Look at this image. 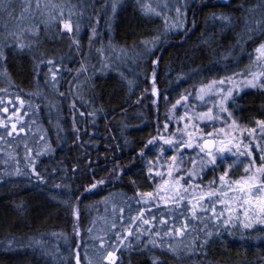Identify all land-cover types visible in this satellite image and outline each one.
<instances>
[{"label": "trees", "instance_id": "1", "mask_svg": "<svg viewBox=\"0 0 264 264\" xmlns=\"http://www.w3.org/2000/svg\"><path fill=\"white\" fill-rule=\"evenodd\" d=\"M109 2L96 1L97 9L102 6L98 30L91 37L85 27L78 51L72 52L68 39L67 45L57 51L41 50L36 46L30 51L17 50L13 46L5 49L8 60L0 73L6 75L0 74V82L1 78L5 79L10 90L31 97L32 111L35 117L41 116L45 138L50 145L46 153L40 154L31 146L36 142L31 141L26 147L23 143L27 135L19 133L12 139L16 146L14 142V148H10V153L16 152L19 174L17 170L7 174L5 163H0V229L7 226L12 230L18 225L17 233L10 232L0 239V264H38L37 259L46 264H61L60 255L65 256V264H77V260L79 264H109L97 256L95 248L101 242L106 244L112 238L115 240L114 234L108 233L106 237L97 234L110 229L113 223L121 240L125 229L131 227L135 233L116 251V264H154V260L163 261V264H264V225L255 223L252 228L244 229L236 218L242 209L233 213L231 224L224 226L221 223L224 217L217 220L213 213L198 220L189 218L191 210L187 208V228L181 239L175 233L166 235L170 227L178 224L168 222L170 219L163 214L164 210L161 216L154 201L137 202L138 193L151 192L155 196L158 188L165 196L161 187H156L158 181L152 180L147 171L148 162L159 155L163 144L159 142L149 147L145 144L163 134V125L169 115L184 102H192L191 93L199 87L264 64L256 60L255 53V48L264 43V0H190L186 3L184 27L162 33L152 53L146 59L143 57L141 67L134 69L131 59H125L120 72L114 67L105 72L100 48L109 44L121 49H140L141 42L155 38L162 25L158 16L152 18L144 14L138 3L135 13L118 11V21H107ZM213 14L230 17V22L214 19ZM104 22L107 23L105 26ZM257 22L262 30L255 31L249 38L247 32L249 28H256ZM55 38H50L51 48L58 41ZM58 57L63 58V63ZM47 59L60 61L62 67H68L56 91L49 88L54 67H47L42 62ZM88 61L84 72L80 64H88ZM153 61H157L155 66ZM153 72L158 95L153 94ZM185 96L186 101L182 99ZM26 98L24 103L27 105ZM68 101L73 104L72 109L68 108ZM50 104L62 113L61 139L56 137V128L44 116ZM229 111L236 124L252 125L254 121L264 120V89L250 87L243 90L235 105L229 103ZM34 132L28 130L29 137ZM238 139L251 146L254 167L260 166L264 130L257 129L250 136L242 132ZM0 144L5 145L4 142ZM141 150L143 156L139 155ZM241 150H244L243 146ZM227 156L225 160L233 159L231 154ZM239 159L246 166L249 164L248 159ZM33 162L43 183L31 172L29 165ZM224 173L221 165L209 166L205 173L207 183L204 182L208 186L203 184L202 188L207 192L217 188L215 185H220L219 177ZM244 175V170L229 172L225 177L226 185L219 186L222 188L217 192L219 200L228 205L227 200L235 198V209H238L239 193L230 190L229 186L235 189L233 182ZM99 180L105 183L91 192H84L85 187ZM182 181L179 188L193 190L188 180ZM173 195L170 191L168 198ZM108 199L110 212L118 201L128 200L132 208L128 214L133 213L130 217L143 210V218L151 221L152 217L148 215L154 212L166 224L160 226L157 217L149 225L139 221L131 223L129 215L124 220L115 215L111 224L105 219ZM184 200H190V197L184 196ZM212 200L213 197L206 198L204 205L211 206ZM225 204L218 202L215 212L227 210ZM75 210L79 211L78 218L74 215ZM136 227L144 229L139 239L136 238ZM181 227H175L174 231ZM157 230L161 232L160 236L155 235ZM180 239L184 243L178 245L176 241ZM2 241L21 244V249L34 253L35 259L15 262L5 256L9 246ZM168 245L176 250L175 253L168 251ZM88 255H94L93 261H89Z\"/></svg>", "mask_w": 264, "mask_h": 264}, {"label": "rangeland", "instance_id": "2", "mask_svg": "<svg viewBox=\"0 0 264 264\" xmlns=\"http://www.w3.org/2000/svg\"><path fill=\"white\" fill-rule=\"evenodd\" d=\"M96 1L98 2V0H0V45L4 44L5 41H7L9 46L15 47V43L23 42L25 45H30V47L24 48L23 49L24 51L33 50L34 47L32 46H36L41 50H46L50 48V50L57 51L59 47H65L67 45V39H68L71 45L72 52L78 51L79 44L81 41L80 39L82 38V33H85V27H87L89 31V36L91 37H93V29H95V31L98 30L97 27L100 24L99 11H101L102 6L98 7L97 9V7H95V5H97ZM188 1L190 0H141V3L147 2L151 4V6L155 8L157 12L161 13V15H148L149 17L152 18L158 16L159 19L161 20V25H162L161 30H159L158 31L159 33L155 36V38L158 37L157 42L155 43L154 46L153 45L148 46L151 49L150 52L145 50L144 45L140 49L135 48L133 50L116 48L110 46L109 44L104 45L103 47L100 48V58L103 67L106 69L105 72H108V70H110L111 67H114L113 69L119 71L120 66L124 65L125 59L126 60L131 59V67L134 69L137 68L139 65L141 67L143 65L142 64L143 57L146 59L152 53L154 47L158 43V40L159 41L161 40L160 37L162 33L164 34L168 33V30L165 31V18H167L170 22H175L177 20V16L174 11L175 8L180 7L183 4H186ZM37 2L39 3V7H37ZM112 3L113 0H110L108 4L109 10H107V13L105 15L106 16L105 19L106 18L108 19L107 21H110L111 19L113 20L117 19L118 21L119 16L116 17L118 11L120 13L126 10V12L135 13L137 0H118L115 13H113L112 11ZM165 5H167V7H165ZM181 10L185 11L184 8H181ZM61 13H63V17H61ZM61 19H63L64 21H68L69 19L71 20L73 24V31L71 33L61 31V27H62ZM85 21H86V26H85ZM105 24L107 23L104 22L103 25L105 26ZM175 29L176 28H171V30H175ZM16 36H19V41L15 40ZM49 36L50 38L56 37L55 40L58 39V41L55 42L56 44L53 48H51L49 44L52 42ZM153 39H149V41ZM57 59L63 63V58L58 57ZM47 60H52V59H47ZM53 61L54 63L52 65H48L46 63L45 64L47 67L49 66L54 67L52 73H55V80L54 81L52 80V86L49 88H51V90L53 91L54 90L56 91V89L60 84L61 77L64 76L65 72L68 71V67L67 66L62 67L63 64L60 63V61L59 63H57V60H53ZM81 64H80V69L85 72L87 66L89 65V61L88 64L85 62H83L82 65ZM127 65L125 67H130ZM250 71L253 72L264 71V64L253 66ZM126 72H127L126 69L123 70L124 74ZM231 78L237 81L244 79V77L241 75L231 76ZM206 86H202V87H206ZM200 88L201 87H199L196 91H193L191 93L192 96L191 100H193L192 102L190 101H188L187 103L184 102L182 105H180V107L177 110H175L169 115V118L166 119L164 124H167L168 127L166 130L163 127V134H162L163 136H165L166 139L180 140L181 137L178 134H176L177 129H180L182 131L185 130L184 125L186 123H189L188 117H192L193 119L186 131H191L193 133L194 144L199 142L195 139L197 135L206 136L208 133L214 132V130L218 131L221 128H224L225 131H228L227 125L231 124L232 120L229 119L224 113L218 112L217 107H214V105L218 103V98L216 99L212 98V96L215 95V92L205 94L204 99L200 100L199 99ZM247 88L250 87H245L241 85L240 93ZM234 95H236L235 92ZM17 97H19V99H17ZM25 98H26L25 96H21L20 94L16 93L15 90L13 91L10 90L9 86H7V84L5 83V79L1 78L0 120H4V122L9 125L8 131H11L10 128L11 123H17V130L14 131L11 136L8 135V131H6L5 128L0 127V143L1 142L5 143L4 146H1L0 144V163H5V167H6L5 172L7 174L10 173V170H12L13 172H16L17 170V159L15 158L17 156L16 152L11 151L12 153H10V148L11 147L14 148V142L16 146V141L12 139L19 135L17 133H25L27 135V139H24L25 143H23V145L26 144V147L30 146L31 141H35L36 143L31 144V146L36 147V149L39 150L40 154L46 153L50 145L47 139L45 138V133H44L45 127L43 128V122L41 116L38 115V117H35V113L32 111L34 107L31 101V97L29 95L26 98L28 102L27 105L24 103L23 106H21L20 101L21 100L24 101ZM229 103L230 102L226 104L228 111H229ZM49 106L50 107L48 109H45L44 111L45 113L43 112L44 116L47 117L49 119V122L52 123L56 128L57 131L56 137L61 139L63 136L62 134L63 117L61 110L59 108L55 109L53 104H50ZM59 106L60 104H58V107ZM4 108L8 109L7 113L3 112ZM68 108L69 109L73 108V104L70 101H68ZM209 108L212 109L211 114L216 119L210 121L207 119L197 120L195 118L194 114L207 113ZM15 110H18L17 111V116L19 117L18 122L16 116H13L11 120L8 119L10 116H12V113ZM35 110H38V108ZM186 112H187V117H185ZM52 117H54L55 119L53 120ZM181 117H185V119L182 120ZM192 124H195L196 128H198L199 131L193 130L191 126ZM237 125L239 126V129L242 132H246L247 135H249V130L252 129L261 130V128L256 123L252 125H244L237 123ZM21 126L24 127L23 132H19ZM28 130H31L32 132L35 131L31 137H29ZM234 133L235 132H232L230 133V135L231 134L233 135ZM237 133L239 135L236 136H238L239 138L241 136V133L240 132ZM18 146L20 145L18 144ZM262 149H264V147ZM256 150L258 149L256 148ZM261 150H260V156L264 154V151ZM174 155L177 157V164L171 163V157ZM192 159H195L197 161L195 169L193 168V165L189 162ZM200 161H201V157L198 154V150L185 149L183 155L181 156L175 148H172L167 145H163V153L161 154L160 151L159 155L156 158L151 159L148 162L147 171L150 178L152 180H157L158 182L156 183V187L158 188L159 185V187H161L162 189L160 191L165 193L164 199H157L154 201V203L156 204L155 205L156 209L158 210V213L160 215L161 212L164 210L163 214L169 216L170 221L168 222H172L173 225L178 224V226L181 227L185 223L187 224V218H186L187 212L185 211L187 208L191 210V214L189 213L190 214L189 218L194 217V219L198 220L201 219L203 215L208 216L209 213H213L212 212L213 206L216 207V205L219 202L217 198L213 197L212 205L208 206V205H204L207 203L205 200H199V196L201 194L207 193V191H205L202 188V186L204 182L207 183L205 179V173L210 166V165H205L203 167V170L201 171ZM219 165H221L222 169H224V171H227V173L234 170L242 171L246 166V164H244L241 159H235V158L230 160H224L223 163H221V161L218 158L217 166ZM226 166H231V168H228ZM177 167H179L180 169L179 171L176 170ZM150 170H151V174H150ZM186 170L195 171L197 173L196 177L194 179H189L188 171ZM169 171L172 172L171 177L167 174ZM157 173H160V175H157ZM256 175L258 180L264 179V176H261L260 174H256ZM163 179L164 181L167 180L168 184L162 185L164 184ZM184 179L188 180L190 182L189 185L193 187L191 188L193 190L188 191V194L185 195V197L189 196L190 200H184L181 201L179 204H176L170 198H168V195L173 187L179 188L180 187L179 185H181V182H183L182 180ZM204 186H208V185L204 184ZM215 186L218 187L215 188L214 190H211L212 192L217 193L218 191L222 190V188L219 187L220 185H215ZM198 187L202 189L197 190L196 188ZM109 200L110 199L107 200V205L105 206L106 208L105 216L107 217L105 219L109 220V223L111 222L112 224V217H114L115 215H119V218L122 216L124 220L126 216L129 215L130 217L133 214V213L128 214L129 211L132 210V208H130L131 202H129L128 200L120 201V202L118 201L117 203L118 206L117 205L114 206V208L110 212L108 205L111 206V204H109L108 202ZM171 202L173 203L171 204ZM227 203H228V207H232L234 209L237 207L235 204V198L232 200L228 199ZM124 205H126V207H123ZM121 209H123V213L120 212ZM254 209H255V205H253V209H250L249 212L251 221L253 222V224L255 223L262 224L259 221L264 220V215L259 214ZM193 210L196 213L195 216L192 215ZM223 212H224V218L229 215V212L227 210ZM197 215L199 218H197ZM148 216L152 217L151 221H154L157 217L156 213L154 212L152 214H149ZM161 216L157 217L158 224L160 226H161L160 223ZM238 216L240 222H243L244 221L243 214L240 213ZM153 217H155V219H153ZM178 226L175 225L174 227H172L173 234L175 233L174 228ZM7 228H8L7 226H4L0 229V239L4 238V236L10 232H15V233L18 232V225H14L12 230ZM139 229L140 232H144V229H141V227ZM115 231L116 228L111 227L110 229L107 230L104 229L102 232L97 233L99 236L102 237H106L108 233L110 235L114 234L116 236L115 237L116 241L113 238L111 242L106 244L100 241L101 243L99 244V246L95 248L98 254L97 256L102 257V259H104L109 264H111V262L106 259L107 254L109 252H114L116 258V251L127 243L125 241L126 239L123 240L120 239L121 235L118 238L117 234L119 232H115ZM104 232H106L105 236H104ZM156 233H159L158 236L161 235V232L159 230H157ZM133 235H135V233ZM181 239L176 241L178 242V245L184 243V241H181ZM2 242L9 246V249L5 251V256L14 259L15 262L17 263L18 261L21 262L22 259H28V258L35 259L36 257L34 253L28 250H23L24 248L21 249L20 247L21 244L13 245L5 241ZM25 242L27 243V240ZM1 256L2 255L0 254V257ZM88 256H89L88 257L89 261H93L94 255L93 256L88 255ZM64 257L65 256H61V255L59 256V261H61V264H65L63 263ZM72 259L75 261L74 257ZM37 262L38 264H46L42 259H37ZM27 264H31V263L28 262ZM58 264H60V262Z\"/></svg>", "mask_w": 264, "mask_h": 264}, {"label": "snow or ice", "instance_id": "3", "mask_svg": "<svg viewBox=\"0 0 264 264\" xmlns=\"http://www.w3.org/2000/svg\"><path fill=\"white\" fill-rule=\"evenodd\" d=\"M117 2L118 0H113L112 3V11L115 13L116 7H117ZM137 3L140 5L141 11L146 14V15H161V13L157 12L155 8L151 6V4L144 2L141 3V0H137ZM37 7H39V3L37 2ZM167 7V5H165ZM181 8L186 9L187 4H183L180 7L175 8V14L177 16V20L175 22H170L167 18H165V31L171 28H176V29H181L185 25V20H186V12L182 11ZM61 17H63V13H61ZM214 19H219L221 22H230V17L224 16L221 14L219 17H216L215 14H213ZM194 25V21H193ZM61 31L62 32H68L71 33L73 31V24L71 20L69 19L68 21H64L61 19ZM257 30H262L260 28V22H257V27L256 28H249L247 35L249 38L252 37L255 31ZM93 36H95V29H93ZM157 38H154L153 40H145L142 41L141 43L144 45L145 50L150 52L151 49L148 47L149 45H155L157 42ZM16 41H19V36L15 37ZM10 46L8 45L7 41H5L4 44L0 45V68H3L8 60V56L6 54L5 49L9 48ZM15 47L17 50H23L26 47H30V45H25L23 42H17L15 43ZM99 51V50H98ZM255 53H256V60L258 62H264V43L259 44L258 47L255 48ZM43 63H46L48 65H52L54 63L53 60H47V61H42ZM157 61H153V66ZM35 71V69H34ZM51 72V69H50ZM3 75H6V73H0ZM244 77V79L237 81L231 77L229 78H221L219 81H211L206 87H201L199 89V99L203 100L204 95L208 93H213L215 92V95L212 96L213 99L218 98V103L214 105V107H217L218 112L224 113L229 119L232 117V113L228 111L226 104L228 102L233 103L235 105L236 100L239 98V94L241 91V85L245 87H252V88H261L264 89V71H246L244 73L239 74ZM52 79L55 80V73H52ZM152 83H153V94L158 95L156 89H155V72H153L152 76ZM234 92L236 95H234ZM19 99V97H17ZM183 100H187V97H182ZM177 103H180V101H177ZM21 106H23L24 101H20ZM175 107V106H174ZM17 111L15 110L12 113V116H10L8 119L11 120L13 116L17 117V122L19 121V117L17 116ZM4 113L8 112L7 108L3 109ZM212 109L209 108L207 113H202V114H194L195 118L197 120H214L216 119L215 117L212 116ZM83 115V113H81ZM185 117H187V112L185 113ZM185 117H181V119H185ZM192 117H188L189 123H186L184 125V131L177 129V133L181 139L180 140H175V139H166L165 136L160 135L158 137H153L152 139L148 140L145 144V147H149L151 145H154L156 143L162 142L163 145L170 146L172 148H175L177 152L182 156L183 152L185 149H194L198 150V154L201 157L200 161V170H203V167L205 165H210L213 168L217 166V160L223 161L228 158L227 154H231L233 158L239 159L240 157H243L244 159L249 160V164L245 166L244 168V173L245 175L241 177L239 180H236L234 183L235 189H233L231 186H229L230 190H234L235 192L239 193L237 199L239 202V208L234 209L232 207H228L227 204L223 200H219V196L217 193L209 191L207 193L201 194L199 196V200H205L206 198H211V197H216L217 200L221 204H225V207L227 208V211L229 212V215L225 217L223 220H221V223L224 226H228L231 224L233 220V215L232 213L238 211L239 209H242L243 212V217L244 221L242 222V227L244 229H250L253 227V222L251 221V217L249 215L250 209H253V205H255V211H257L259 214L264 215V179H257L256 174H260L261 176H264V155H261L260 160L261 164L259 167H254V157H252V151H251V146L250 145H244L243 141L238 139L237 136L233 135L230 136V133L232 132H240L242 135V131L239 129V126L236 124L235 120L231 121V124L227 125L228 131H225L224 128L219 129L218 131L210 132L206 136H199L197 135L195 139L199 141L198 143L194 144L193 143V133L191 131H186L189 127V124L192 122ZM262 130H264V120L260 121H254ZM226 123V122H225ZM193 130L199 131L198 128H196L195 124L191 125ZM0 127L5 128L6 131H8L9 125L4 122V120H0ZM164 129L166 130L168 125L164 124L163 125ZM11 131H8V135L11 136L14 131L17 130V123H11L10 124ZM24 127L21 126L19 129V132H23ZM255 129L249 130V135H251L252 132H254ZM19 134V133H17ZM243 146V151L241 150ZM258 146V145H257ZM31 150L29 149V152ZM261 151H264L262 149ZM163 153V147L161 148V154ZM39 155V153L37 154ZM139 155L143 156L144 152L141 150ZM30 159V157H29ZM192 165L193 168L195 169L197 161L195 159H192L189 161ZM171 163L172 164H177V157L174 155L171 157ZM31 168L32 174L36 177L37 180L40 182H44L43 177L40 176L38 172L35 170V164L34 162L29 165ZM228 168H231V166H226ZM179 171V167L176 169ZM73 171H76L74 168ZM188 171V176L189 179H194L197 175L195 171ZM17 174H19V170H17ZM151 174V170H150ZM170 177L172 175V172L169 171L167 173ZM119 175V173H117ZM157 175H160V173H157ZM228 175L227 171L223 175L219 177V182L221 186L226 185V179L225 177ZM104 180H99V181H94L90 186L84 188V192L88 193L91 192L93 189L97 188L98 185L104 184ZM165 184H168V181L164 182ZM178 183V181H177ZM171 191L174 193L170 199L176 203L179 204L181 201L184 200V196L187 194L188 189H181L177 187H173ZM183 193V194H182ZM157 199H164V197L160 194L159 190L157 193L154 194L149 192L146 194H137V202L140 201H155ZM121 213H123V209L120 210ZM213 216L215 219L220 220L221 217H224V212L216 213L215 212V206H213L212 209ZM195 211L193 210L192 215L195 216ZM74 215L78 218L79 216V211L75 210ZM144 217V211L141 210L137 216L135 217H129V220L132 223H135L137 221L140 222L142 225H149L150 221L146 220L143 218ZM239 219V216L236 217ZM155 219V217H153ZM121 220H123V217L121 216ZM260 223L264 224V220H260ZM160 223L162 225L166 224V221L161 219ZM113 228H116V224L113 223L112 225ZM187 228V224L185 223L183 227L175 229V234L178 236H183L185 229ZM75 230V229H74ZM78 235V233H77ZM133 232L131 227L127 228L124 230L123 234V239H127L129 236H132ZM158 236L159 233H156ZM168 236L173 235V229L170 228L169 231L166 233ZM209 236L212 235V233H208ZM118 238L120 237V233L117 234ZM140 237V229H136V238L139 239ZM103 246V245H102ZM168 251L175 253V249L172 248L171 245H168ZM106 259L111 262V264H116V258L114 252H109L107 254ZM78 264V261H77ZM154 264H163V261L160 260H154Z\"/></svg>", "mask_w": 264, "mask_h": 264}, {"label": "water", "instance_id": "4", "mask_svg": "<svg viewBox=\"0 0 264 264\" xmlns=\"http://www.w3.org/2000/svg\"><path fill=\"white\" fill-rule=\"evenodd\" d=\"M79 264V263H78Z\"/></svg>", "mask_w": 264, "mask_h": 264}]
</instances>
